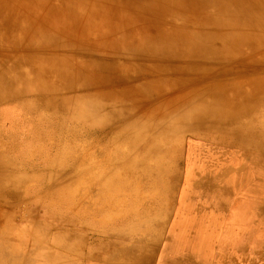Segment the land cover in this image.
Wrapping results in <instances>:
<instances>
[{"label":"rangeland","instance_id":"rangeland-1","mask_svg":"<svg viewBox=\"0 0 264 264\" xmlns=\"http://www.w3.org/2000/svg\"><path fill=\"white\" fill-rule=\"evenodd\" d=\"M209 17L205 22L213 23ZM262 18L251 31L242 26L248 39L244 53L210 61L211 70L202 69L188 82L190 69L164 72L176 79L152 100L144 99L137 111L118 110L114 94L98 91L0 99V264H95L104 251L117 259L110 264H121V249L137 243L136 237L143 238L141 245L155 243L156 255L152 260L141 254L124 264H174L170 259L180 254L196 264H264V160L255 162L248 147L223 141L237 125L223 124L213 135L174 133L167 160L177 179L166 190L126 174L119 164L128 152L123 136L133 132L134 121H150L139 112L143 103L179 97L184 104L190 85H207L216 72L222 84L238 75L264 74ZM210 31L205 26L202 34ZM243 62L248 71L235 73ZM176 63L203 65L185 58ZM43 99L50 104L40 105ZM239 119L246 130L262 124L264 133V101ZM35 231L37 242L31 239Z\"/></svg>","mask_w":264,"mask_h":264},{"label":"bare ground","instance_id":"bare-ground-1","mask_svg":"<svg viewBox=\"0 0 264 264\" xmlns=\"http://www.w3.org/2000/svg\"><path fill=\"white\" fill-rule=\"evenodd\" d=\"M206 16L214 22H205ZM262 17L264 6L259 0H0V99L98 91L114 94L118 110H136L176 79L164 72L190 69L193 76L185 78L188 82L195 80L202 69L211 70L210 61L244 53L248 39L242 26H250L251 31V24ZM205 26L211 31L203 35ZM184 58L203 65L176 63ZM161 60L168 66L153 65ZM243 65L232 70L239 74L248 71ZM219 77L216 72L207 85H190L184 104L176 97L141 105L143 110L139 112L150 121H134L133 132L123 136L128 152L119 164L126 168V174L150 180L157 190L168 189L177 179V174H169L167 160L174 133L213 135L223 124L238 126L232 134L226 133L223 141L248 147L255 153V162L264 160V133L259 132L262 124L251 129L249 125L246 130L239 119L243 111L247 113L264 101V74L238 75L227 84H222L224 78ZM39 104L49 105L50 101L43 99ZM165 119H171V123L164 124L161 120ZM145 131L153 133L146 136ZM115 141L112 136L110 142ZM142 240L136 237L137 243L125 248L124 260H134L141 254L153 258L155 243L138 244ZM192 259L180 254L170 262L196 264L189 261Z\"/></svg>","mask_w":264,"mask_h":264},{"label":"crops","instance_id":"crops-1","mask_svg":"<svg viewBox=\"0 0 264 264\" xmlns=\"http://www.w3.org/2000/svg\"><path fill=\"white\" fill-rule=\"evenodd\" d=\"M37 223V222H36ZM36 232V231H35ZM32 238L31 239H33V240H36V242L38 241V235H37V232H36V234H34V235H32L31 236ZM37 238V239H36ZM37 249V248H36ZM122 250L124 251V253L126 252V250H125V248H122L121 249V252H122ZM156 251H157V249H155V255H156ZM124 253H121L120 254V260L122 261V263L124 264V262H125V260L123 259L124 258ZM34 254V253H33ZM107 254L108 253H106V251H104V252H102V254H98V256L96 257L95 256V261L97 262V263H95V264H100V262H104V263H106V264H110V261H115V260H117V259H110L109 257H107ZM155 255H154V257H155ZM35 256H38V252H36V255ZM154 257L152 258V260L154 259ZM99 258V259H98ZM101 258V259H100ZM38 259V258H37ZM103 259V260H102ZM152 260H151V262H152ZM150 262V263H151ZM121 263V264H122Z\"/></svg>","mask_w":264,"mask_h":264}]
</instances>
